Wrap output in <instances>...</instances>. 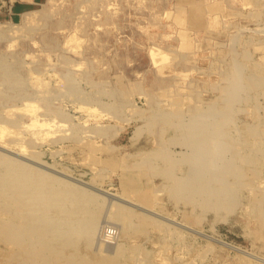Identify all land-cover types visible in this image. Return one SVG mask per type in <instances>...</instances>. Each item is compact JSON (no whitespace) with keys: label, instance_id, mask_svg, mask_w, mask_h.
<instances>
[{"label":"rangeland","instance_id":"1","mask_svg":"<svg viewBox=\"0 0 264 264\" xmlns=\"http://www.w3.org/2000/svg\"><path fill=\"white\" fill-rule=\"evenodd\" d=\"M16 155L93 195L105 241L11 243ZM0 172V264H264V0H0Z\"/></svg>","mask_w":264,"mask_h":264},{"label":"bare ground","instance_id":"2","mask_svg":"<svg viewBox=\"0 0 264 264\" xmlns=\"http://www.w3.org/2000/svg\"><path fill=\"white\" fill-rule=\"evenodd\" d=\"M31 16V15H30ZM29 16V17H30ZM26 17V16H25ZM28 18V17H27ZM30 18H32V17H30ZM28 21H30V20H28ZM63 112V111H62ZM42 113V112H41ZM52 113H56V112H52ZM59 113H61V111H59ZM59 113H58V111H57V116L54 114V116H56V118L57 117H59L60 115H59ZM49 114V113H48ZM65 114V113H64ZM63 114V115H64ZM59 115V116H58ZM62 116V115H61ZM40 117H42V116H40ZM63 117L64 116H62V118L61 117H59L58 119H63ZM45 118V117H44ZM52 118V117H51ZM64 118H66V117H64ZM45 119H47V118H45ZM56 120V119H55ZM65 120V119H64ZM66 120H67V118H66ZM61 121V120H60ZM203 121L202 120H200V118L198 119V122H197V128L200 130L202 127H201V123H202ZM50 123V122H49ZM53 123V122H52ZM61 123H62V121H61ZM65 123V122H64ZM63 123V124H64ZM58 124V123H57ZM46 127V126H45ZM44 127V128H45ZM53 127V126H52ZM214 129V128H213ZM214 130H216V129H214ZM197 150H202V148H198ZM257 152H258V150H257ZM257 152H254V153H257ZM2 154V153H1ZM3 155V154H2ZM20 155V154H19ZM19 155H16L17 156V158H14V157H12L13 159L11 160V163L13 164H10V165H12V166H9V165H7V164H4V165H6V166H9V167H11V168H8L7 170H8V172H10V171H12V170H16V167H18V168H20V169H25V168H31V167H34V169H36V170H38L37 172H38V175L37 176H35L36 174H34L33 176L34 177H36L38 180L37 181H35L36 182V184H30V183H28L27 182V180H25V177H24V173L23 174H14V176H13V174H11V177L9 178V176H7V174H8V172H7V170H6V176H5V178H4V181H3V179H1L3 182H1V183H4L5 181H6V184H9V182H10V180H11V182H10V184H12L11 186H12V188H11V186H10V189L11 190H13V192H14V194H12V196L14 195V197H13V200L16 202V201H18L19 203H21V204H24L23 206L21 205V206H19L20 208L19 209H21V207H23L21 210H24V211H22L21 212V210H20V212H21V216L20 217H18V218H20L21 220H20V222L19 223H17V224H13L12 226H11V228H10V226H9V229H6V230H8V231H6V233L8 234L7 236L8 237H10L11 238V243H15L16 241L18 242H20L19 243V246L21 245V243H22V245H24V243L26 242H24L23 240H26V238L27 237H24L25 235H29L28 237L29 238H27V239H29V240H32V242H31V244H34L35 245V247H34V245L33 246H30V249H27V247H26V252H28L29 250H34L32 253H34L35 255H36V253L37 254H39V252L41 251V249L43 250L44 248V246H46V245H48L50 242H52V241H54V243H56V240L59 242L60 240L58 239V238H60V237H62V241H64L65 240V244H71V243H74V242H72L73 241V238L76 240L77 238L79 239L80 237H82V234H84L85 235V238H86V241L89 243V244H91L90 243V241L92 240V237L93 236H95V234H98V236H100L98 239L99 240H102V241H105V237H104V235H105V233H104V230H103V232H101V230H102V227L106 224H108V225H110L109 224V221H111V220H108L107 221V219H101V218H99V217H97V218H99V219H101V221H99L100 223H99V225H98V227H97V222L96 221H94L93 220V217H96L95 215L91 218L94 222L92 223V220H91V222L90 223H88L87 221H88V218L86 219V217H88L89 215H90V213H88L89 211L88 210H90V209H88V206H89V204H90V202L93 200V198L94 197H92L93 195H91V194H89V193H87L86 191L85 192H79L78 193V191H79V188L78 189H71L70 190V188H68V185H67V183H65V185H64V180H66L67 182L69 181L68 180V177H67V179H66V177H65V179H63V181H61L62 182V184H63V187H61V186H59V182H60V180L62 179V177H59V176H57L56 174H55V177L57 176L58 178H55V177H51V176H45L44 174H46V173H44V169L43 168H41L40 166H43V167H45V168H47V169H50L48 166H45V165H42V164H40L39 162H36V161H33V160H30L29 162H27V163H25V162H22L23 160H21L20 158H21V156H19ZM201 155V154H200ZM4 157H6V158H9L10 156H6V155H3ZM203 156V157H202ZM258 156V155H257ZM11 158V157H10ZM19 158V159H18ZM214 157H213V155H210V153H203L201 156H200V158L196 161V162H199L200 164H201V162L203 163V161L204 162H206L207 160H211V159H213ZM4 159V158H3ZM3 159H1V161L2 162H5L6 163V161L8 162V159L5 161H3ZM31 159V158H30ZM242 159V158H241ZM244 159V158H243ZM10 160V159H9ZM208 162V161H207ZM206 162V163H207ZM33 163H35V164H33ZM199 164V166L201 167V165ZM208 164V163H207ZM38 165H40V166H38ZM4 167V166H3ZM13 167H15V169L13 168ZM91 168V167H90ZM4 169V168H3ZM10 169V170H9ZM27 169V170H28ZM53 169V168H52ZM167 169V168H166ZM26 170V171H27ZM30 170H32V171H34L33 169H30ZM29 170V171H30ZM57 171V170H56ZM55 171V172H56ZM158 171H160V169L158 170ZM24 172V171H23ZM166 172V171H165ZM164 172V173H165ZM1 173V172H0ZM15 173H17V172H15ZM22 173V172H21ZM27 173V172H26ZM2 174H4V173H2ZM29 174V173H28ZM49 174H50V172H49ZM60 174H62V173H60ZM159 174H160V172H159ZM204 174V173H203ZM203 174L202 175H196L197 176V178H201V176H203ZM150 176H151V174H149ZM162 175H163V173H162ZM1 176V175H0ZM1 177H3V176H1ZM31 177H32V175H31ZM61 178V179H60ZM15 179H17V181L15 182H13V180H15ZM33 179V178H32ZM72 179V178H71ZM73 179H74V177H73ZM203 179V178H202ZM29 180H30V178H29ZM149 180V179H148ZM169 180V179H168ZM81 181H83V180H81ZM80 181V182H81ZM87 181V180H86ZM136 181V180H135ZM199 183H198V185H200L201 184V181L199 180L198 181ZM59 183V184H58ZM71 183V182H70ZM85 183V182H84ZM172 183H174L173 181H172ZM58 184V185H57ZM170 184V183H169ZM182 185H184L185 187L186 186H192V185H194L195 184V181H193V182H191V181H189V182H184V183H181ZM31 185H32V187H31ZM34 185V186H33ZM75 185V184H74ZM74 185H73V187H74ZM137 185V184H136ZM165 185V184H164ZM172 185V184H171ZM70 186V185H69ZM168 186H170V185H168ZM174 186V185H173ZM3 187V186H2ZM8 187V186H7ZM79 187V186H78ZM151 187V186H150ZM33 188V189H32ZM133 188V187H132ZM168 188V187H167ZM82 190V189H81ZM128 190H129V188H128ZM184 190H185V188H184ZM133 191V190H132ZM136 191V190H135ZM89 192H91V191H89ZM169 192H170V190H169ZM95 193V192H94ZM173 193H175V192H173ZM93 194V193H92ZM97 194V193H96ZM121 194V193H120ZM127 194H128V192H127ZM134 194H136V193H134ZM2 195V194H1ZM125 195V194H124ZM132 195V194H131ZM95 196V195H94ZM98 196V195H97ZM121 196H123V195H121ZM119 197V196H118ZM126 197H127V195H126ZM170 197H171V195H170ZM7 198H9V197H7ZM97 198V197H96ZM95 198V199H96ZM135 198V197H134ZM124 199V198H123ZM136 199V198H135ZM11 200H12V198H11ZM134 200V199H133ZM138 200V199H137ZM76 201H77V204H76ZM98 201V200H97ZM127 201V200H126ZM128 201H130V200H128ZM127 201V202H128ZM132 201V200H131ZM74 202H75V204H74ZM93 202V201H92ZM110 202V201H109ZM108 202V203H109ZM137 202V201H136ZM31 204V205H29V204ZM98 203V202H97ZM96 203V204H97ZM113 203V202H112ZM112 203H111V205H112ZM128 203H130V202H128ZM132 203V202H131ZM130 203V204H131ZM13 204H16V203H14L13 202ZM28 204V205H27ZM114 204V203H113ZM27 205V206H26ZM75 205V206H74ZM92 205V204H91ZM135 205V204H134ZM11 206V205H10ZM15 206V205H14ZM29 206H32L31 208L29 207ZM94 206H95V204H94ZM107 206H108V204H107ZM155 206V205H154ZM251 206V205H250ZM31 209V211L29 210V208ZM50 207L53 209V207H54V212H52V214H51V212H50ZM92 207H93V205H92ZM138 207V206H137ZM144 207V206H143ZM145 208V207H144ZM6 209V208H5ZM19 209H16V211L18 210L19 211ZM107 209V208H106ZM109 209V208H108ZM124 209V208H123ZM126 209V208H125ZM128 209V208H127ZM158 209V208H157ZM251 209V208H250ZM13 210V209H12ZM252 210V209H251ZM16 211L14 212V213H16ZM17 211V216L19 215V212ZM88 211V212H87ZM108 211V210H107ZM118 211V210H117ZM120 211V210H119ZM152 211V210H151ZM249 211V210H248ZM10 212V211H9ZM30 212V213H29ZM93 212V211H92ZM121 212H122V210H121ZM149 212V211H148ZM157 212V211H156ZM4 213H5V211H4ZM11 214H13L12 212H10ZM104 213V212H103ZM106 213V212H105ZM154 213V212H153ZM102 214V213H101ZM118 214H120V212L118 213ZM117 214V215H118ZM124 214V213H123ZM130 214V213H129ZM14 215V214H13ZM128 215V214H127ZM157 215V214H156ZM14 216H16V215H14ZM13 216V217H14ZM16 216V217H17ZM105 216V215H104ZM120 216H121V214H120ZM126 216V215H125ZM161 216V215H160ZM91 217V216H90ZM167 217V216H166ZM97 218H94V219H96L97 220ZM102 218H103V216H102ZM121 218H123L122 216H121ZM127 218V217H126ZM126 218H124V219H126ZM151 218V217H150ZM163 218V217H162ZM148 219H149V217H148ZM165 219V218H164ZM90 220V219H89ZM172 220H173V218H172ZM4 222V221H3ZM3 222H1V219H0V224L1 223H3ZM143 222V221H142ZM144 222H145V220H144ZM97 223V224H96ZM110 223H113V221L112 222H110ZM123 223H125V222H123ZM123 223H121L120 224V226L123 224ZM126 223H128V221L126 220ZM149 223V222H148ZM150 223H151V221H150ZM149 223V224H150ZM3 224H5V222L3 223ZM3 224H1V226H3L2 228H3V230L5 231V229H4V225ZM10 224V223H9ZM89 224V225H88ZM96 224V225H95ZM114 224H116L115 222H114ZM147 224V223H146ZM6 225V224H5ZM11 225V224H10ZM88 225V226H87ZM128 225V224H127ZM127 225L125 224L124 226H126L127 227ZM0 226V227H1ZM129 226V225H128ZM154 226V225H153ZM7 227V226H6ZM5 227V228H6ZM158 227V226H157ZM120 228V227H119ZM1 229V228H0ZM157 229V228H156ZM2 230V231H3ZM165 231V230H164ZM27 232V233H26ZM84 232V233H83ZM169 232V231H168ZM4 232H2V233H0V235H2ZM173 233V232H172ZM174 234V233H173ZM172 234V235H173ZM4 235H5V233H4ZM179 235V234H178ZM177 235V236H178ZM80 236V237H79ZM106 236V235H105ZM0 240H2V236H0ZM94 238V237H93ZM169 238V237H168ZM171 238V237H170ZM7 239V238H6ZM50 239V240H49ZM61 239V238H60ZM77 239V240H78ZM96 239V238H95ZM97 239V240H98ZM8 240H10V239H8ZM94 240V239H93ZM93 240L91 241V242H93ZM4 241V240H3ZM6 241V240H5ZM101 241V242H102ZM7 242V241H6ZM9 242V241H8ZM57 242V243H58ZM61 242V241H60ZM94 242H96V241H94ZM99 242V241H98ZM98 242H96V243H98ZM135 242V241H134ZM53 243V244H54ZM56 243V244H57ZM95 243V244H96ZM100 243V242H99ZM121 243V242H120ZM153 243V242H152ZM166 243V242H165ZM26 244V243H25ZM30 244V245H31ZM39 244H40V246H39ZM52 244V243H51ZM117 244V243H116ZM115 244V245H116ZM167 244V243H166ZM66 245V246H67ZM92 246H93V244H91ZM103 245H105V246H107L108 244L107 243H105V244H103ZM118 245V244H117ZM120 245V244H119ZM131 245V244H130ZM138 245H139V242H138ZM161 246L163 245V244H160ZM18 246V245H17ZM25 246V245H24ZM23 246V247H24ZM55 246V244L52 246V248H50V244H49V247H47V248H50V250L52 249L53 250V247ZM58 246H59V244H58ZM90 246V245H89ZM100 246V244H98V247ZM164 246H166L165 244H164ZM34 247V248H33ZM45 247V249H47ZM62 247V246H61ZM116 247V246H115ZM122 247H123V245H122ZM132 247H136V246H132ZM143 247V246H142ZM169 247V246H168ZM40 248V249H39ZM56 248H57V245H56ZM55 247H54V250L56 249ZM102 247H100V249H101ZM106 248V247H105ZM121 248V247H120ZM124 248V247H123ZM137 248V247H136ZM144 248V247H143ZM143 248H141V249H143ZM166 248V247H165ZM114 249V248H113ZM125 249V248H124ZM130 249V248H129ZM138 249V248H137ZM49 250V251H50ZM59 250H63V252L61 253V254H63V253H65L64 252V249H63V247L62 248H60ZM145 250V249H144ZM143 250V251H144ZM147 250V249H146ZM239 250V249H238ZM49 251H47L49 254L50 253H52L51 251L49 252ZM111 251V250H110ZM114 251V250H113ZM118 251V250H117ZM123 250H121L120 252H119V254H121V252H122ZM136 251V250H135ZM138 251V250H137ZM148 251V250H147ZM146 251V252H147ZM157 251V250H156ZM42 252V251H41ZM47 252H45V253H47ZM59 252V251H58ZM57 252V253H58ZM126 252H129V251H126ZM142 252V251H141ZM140 252V253H141ZM29 254V255H33V254ZM43 253V252H42ZM42 253H40V256L39 257H42V255H44V256H46L45 254H42ZM48 253H47V255H48ZM56 253V252H55ZM113 253V252H112ZM111 253V254H112ZM53 254L54 253H52L51 255L53 256ZM59 255H60V253H58ZM68 254H70V253H68ZM111 254L109 255L110 257V259L112 258L113 259V256L111 257ZM132 254V253H131ZM152 254V253H151ZM64 255V254H63ZM114 255H116V253L114 252ZM126 255V254H125ZM153 255H155L154 253H153ZM249 255H251V254H249ZM55 256V255H54ZM69 256H73L72 254L71 255H69ZM69 256H67V257H69ZM76 256V255H75ZM132 256H134V255H132ZM141 256V255H140ZM49 257V256H48ZM59 257H61V256H59ZM66 257V256H65ZM66 257V258H67ZM103 257H105L104 255H103ZM253 257H257V256H253ZM23 258H25V256H23ZM27 258V257H26ZM43 259H44V257H42ZM42 258H40V259H42ZM46 258V257H45ZM51 258V257H50ZM49 258V259H50ZM65 258V260H68V261H66L65 262V260L64 259H62V261L64 260V263H66V264H76V261L73 259L72 260V258H70L71 260L69 261V259L67 258L66 259ZM105 258H107V257H105ZM105 258H103V259H105ZM108 258V259H109ZM116 259H117V257H115ZM134 258H136V256L134 257ZM168 258V257H167ZM22 259V258H21ZM34 258H32V260H33ZM48 258L47 259H45V260H47L48 261V263H50L51 262V264H52V261H50ZM56 259H57V256H56ZM76 259V258H75ZM81 259H82V261L84 262H82L81 260H79V259H77L78 261L77 262H79V261H81L80 262V264H88V263H86V260H85V257H84V259L81 257ZM87 259V258H86ZM102 259V258H101ZM108 259H105L106 261H107V263H106V261H105V263L106 264H108ZM52 260V259H51ZM53 260H55V258H53ZM59 260H61V259H58L57 260V262L59 261ZM115 260V259H114ZM135 260V259H134ZM142 260H144V259H142ZM263 260V259H262ZM30 261V260H29ZM28 261V262H29ZM34 261H36V260H34ZM50 261V262H49ZM100 261V260H99ZM139 262H140V260H138ZM149 261V260H148ZM148 261H147V263H148ZM150 261H151V258H150ZM40 262H41V260H40ZM98 262V261H97ZM136 262V261H135ZM43 263V262H42ZM47 263V264H48ZM53 263H55V264H57L56 263V261H53ZM60 263H62V262H60ZM98 263H100V262H98ZM105 263H103V264H105ZM111 264H113L112 263V260H111V262H110ZM115 264H116V262H114ZM133 263V262H132ZM138 263V262H137ZM30 264H32V263H30ZM37 264H40L39 263V261L37 262ZM43 264H45V262L43 263ZM120 264V263H119ZM121 264H123V263H121Z\"/></svg>","mask_w":264,"mask_h":264}]
</instances>
